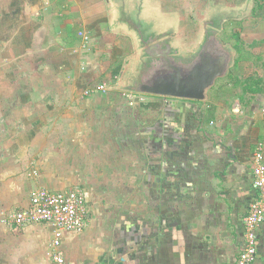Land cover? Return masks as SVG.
Listing matches in <instances>:
<instances>
[{"label":"crops","instance_id":"obj_1","mask_svg":"<svg viewBox=\"0 0 264 264\" xmlns=\"http://www.w3.org/2000/svg\"><path fill=\"white\" fill-rule=\"evenodd\" d=\"M120 1L126 2L0 0V264H54L50 225L17 226L7 219L42 188L86 193L85 229L62 239L66 264H235L238 259L244 217L259 195L253 155L264 140V86L238 85L235 100L230 89L217 87L221 98L211 101L209 92L202 102V117L205 112L208 121L175 104L161 106L172 131L179 125L183 131L176 135L174 130L163 146L161 119L151 158L142 157L137 187L153 188L154 201L144 213L145 204L139 202L140 214L130 218L115 215L102 197L109 191L110 173L107 163L99 162L114 159L111 145L123 142H115L109 132L115 128L117 101L127 102L125 94L130 93L111 87L113 60L103 54L124 51L121 74L135 61L132 38L117 24ZM259 42L245 48L258 49L264 44ZM232 45L237 49L235 66L243 61L239 67L253 68L256 61L245 55L248 51ZM244 70L241 75L254 76ZM263 75L257 80H264ZM164 164H169L167 174ZM193 176L194 195L178 206V186L188 191ZM259 235L263 246L264 223ZM261 245L254 264L262 259Z\"/></svg>","mask_w":264,"mask_h":264},{"label":"rangeland","instance_id":"obj_2","mask_svg":"<svg viewBox=\"0 0 264 264\" xmlns=\"http://www.w3.org/2000/svg\"><path fill=\"white\" fill-rule=\"evenodd\" d=\"M259 1L264 2V0H253L254 5L252 12H254V14L251 12L252 15L249 14L242 19H237L231 17L228 14H225L228 15V21L224 24L225 30H223L221 33L223 40L227 43L236 44L237 48H240L243 51L247 50L248 53H245V55L248 56V58L249 56H251L250 58H253L256 62L254 63V66L252 68V66L248 67L249 65L239 67V65L243 61H240V63L238 61L237 65L231 69V73L229 74V76L225 77L226 79L224 80L219 79L215 87L210 89L209 92L212 97L211 101H215L217 98H221V96L219 95V90L217 88L219 86H222L227 90L230 89L232 96H234L233 89L238 87V85L239 88H241V86H251L252 88L264 86L263 79L257 80L258 75H260L261 72H264V64H262V62H264V44H261L262 46L258 49L250 46L245 48L246 43H254V41H260L259 43H264V17L257 23L258 18L264 15V10L256 11ZM126 2L129 10L131 8V4L137 7V13L141 14L142 19L154 21L156 27L160 30H168L171 33H177L180 36L182 42H184L183 44L190 45L191 43L197 42V37L200 32L202 20L206 17V13L211 7H213L214 5L225 7H241L246 2V0H126ZM257 13H259L258 18H255L254 16L256 15L257 17ZM250 15L252 16V18L246 20L248 17H250ZM247 21L255 22V24L253 25L251 23L250 25H248ZM223 33H226L225 39L223 37ZM235 36H237V38ZM238 36L241 38L242 43H238ZM122 39H125V37L122 36ZM129 43L133 45V51H135L133 40H130ZM252 48H254V50H256L257 52H255L254 55L251 53ZM123 52L124 51L121 49H115V52L112 50L108 53L104 52L103 54L104 57L113 60V63L111 65L113 67H111V73L115 78L111 80L112 88H116V83H118V81L120 80L121 68L126 58V55L123 54ZM256 56H259V58H257ZM109 69L110 67L108 68V70ZM243 70L246 71L244 73H250V71H253L254 76H251V74L241 75V72ZM239 75L249 76L246 80H243L241 79V76L239 77ZM224 82L227 85L224 86ZM223 94L225 95L228 93L224 91ZM234 98L236 97L234 96L233 99ZM117 103L118 104L117 106H115L116 110L112 119L115 128L112 130V132L110 130L109 134L114 136L113 139L115 140V142H123L122 144L116 143L111 145L113 146V149H110V152H115L113 153L114 159L110 158L112 160H107L103 158L99 162L100 164H102L100 166H103L104 163H107L104 167L106 168L107 172L110 173L109 175H107L108 184H105V186L108 185L109 191H103L102 197L105 198V200L110 204V206L112 207L110 208V210H112L115 215L135 218L140 214V208L138 205L139 202L145 204L141 207V212L144 213V208L148 209L147 207L150 206L148 202L154 201L153 188L151 189V191H142L138 190L137 185L139 184V175H141V165H143V163H141L143 161L142 157L147 154L146 157L148 160L149 156L151 158L152 155H150V153L154 150V135L156 124H159L161 122V119H163V124H161L165 128H163V135L161 134V137L164 140L163 146L167 144V140L165 141V139L169 138L174 130L176 132V135H179L180 133H182L181 131H183V127L181 125L176 126V129L174 128L172 131L170 123L171 118L162 109H167L166 107L175 104L177 105V107L192 110V112L194 113V117L196 116L197 119L200 118L198 119L200 121H203L204 118H206L208 121V117L210 116L208 114H205L204 112V117H202V102L185 99H174L147 94H136V96L133 97L131 101L130 99H128V101L126 102V100L121 99L117 101ZM161 106L162 109H160ZM189 110L186 111L188 112ZM160 112H162V116H160ZM119 124L125 127L120 128ZM158 127H160V125H158ZM128 130H130V133L127 132ZM135 131H139L138 133H141V140H139V143L135 141V137H137V135L134 134ZM156 134H159V132ZM133 135L135 136L133 137ZM168 166L169 164H164V169L166 168V174L169 173V169H167ZM186 167L184 166L183 168ZM192 178V186H188V191H183V186L181 188V186L179 185L178 188L180 189V191H177L175 196L178 200H176L175 197H172V200L178 201V206H180V201H189L191 200V196L194 195L191 190L194 186V176ZM165 179H167V175H164V180ZM178 183H180V181H178L177 184ZM117 184H119V188L117 187ZM166 193L167 192H163V194ZM146 215L150 216L152 214L148 213ZM260 245L261 243L259 244V246ZM262 247L263 249L260 250L259 255V258L262 259H260L261 261H259L258 258V264H264V242Z\"/></svg>","mask_w":264,"mask_h":264},{"label":"water","instance_id":"obj_3","mask_svg":"<svg viewBox=\"0 0 264 264\" xmlns=\"http://www.w3.org/2000/svg\"><path fill=\"white\" fill-rule=\"evenodd\" d=\"M117 24L131 36L135 61L121 74L116 88L125 92L203 102L219 79L235 66L237 49L221 33L228 15L242 19L251 14L253 0L241 7L214 5L202 20L196 43L183 44L177 33L160 30L154 21L141 18L122 6ZM119 8V7H118ZM231 13V14H230ZM228 14V15H225Z\"/></svg>","mask_w":264,"mask_h":264},{"label":"built area","instance_id":"obj_4","mask_svg":"<svg viewBox=\"0 0 264 264\" xmlns=\"http://www.w3.org/2000/svg\"><path fill=\"white\" fill-rule=\"evenodd\" d=\"M89 37H86V43ZM100 90H105L104 84H98ZM137 93H126L128 99H133ZM264 113V108L262 110ZM254 185L259 191L258 197L251 203L244 217V244L236 264H254L258 256L260 244V227L264 223V140L258 142L253 155ZM88 215L86 193L80 188L53 192L46 188L32 192L30 203L8 213L7 219L17 225L48 224L53 228L54 239L51 256L54 264H66V258L61 250L62 239L67 233H80L85 229Z\"/></svg>","mask_w":264,"mask_h":264},{"label":"trees","instance_id":"obj_5","mask_svg":"<svg viewBox=\"0 0 264 264\" xmlns=\"http://www.w3.org/2000/svg\"><path fill=\"white\" fill-rule=\"evenodd\" d=\"M258 10H264V2H260L259 1V4H258V6H257V9H256V11H258ZM226 33H223V37H224V39L226 38V35H225ZM236 38H237V36H235ZM238 43H242V40H241V38L238 36Z\"/></svg>","mask_w":264,"mask_h":264},{"label":"flooded vegetation","instance_id":"obj_6","mask_svg":"<svg viewBox=\"0 0 264 264\" xmlns=\"http://www.w3.org/2000/svg\"><path fill=\"white\" fill-rule=\"evenodd\" d=\"M136 9H137V7L131 4V8H130V10H129V9H128V6H127V4H126V10H127L128 12H130V11H134V12H136ZM122 24H123V23H122V21H121V26H123ZM224 30H225V27H224Z\"/></svg>","mask_w":264,"mask_h":264}]
</instances>
